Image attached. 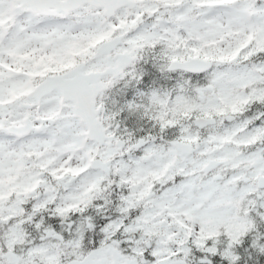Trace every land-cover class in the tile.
Wrapping results in <instances>:
<instances>
[{
    "label": "snow or ice",
    "instance_id": "1",
    "mask_svg": "<svg viewBox=\"0 0 264 264\" xmlns=\"http://www.w3.org/2000/svg\"><path fill=\"white\" fill-rule=\"evenodd\" d=\"M0 264H264V0H0Z\"/></svg>",
    "mask_w": 264,
    "mask_h": 264
}]
</instances>
